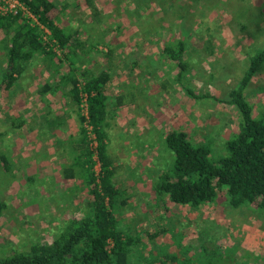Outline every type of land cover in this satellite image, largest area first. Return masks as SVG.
<instances>
[{
  "label": "rangeland",
  "instance_id": "obj_1",
  "mask_svg": "<svg viewBox=\"0 0 264 264\" xmlns=\"http://www.w3.org/2000/svg\"><path fill=\"white\" fill-rule=\"evenodd\" d=\"M53 1L60 11V27L65 26L84 48L82 52L78 47L76 52L77 78L84 71L97 75L104 68L112 72V77L116 76L108 88L113 92V104L118 94L117 103L122 106L112 109L109 105L111 113L104 128L107 155L113 162V181L120 191L118 219L131 234L142 239L145 247L141 254L175 252L179 258L173 234L181 243L178 248L191 247L189 256H192L198 251L200 233L206 231L208 235H219L215 247L225 257L226 248H234L237 252L230 255L232 258L247 253L248 264H260L259 259L264 258L261 217L247 209L225 207L222 192L216 204L198 210L179 207L167 198L156 199L153 183L166 166H171L173 155L164 143L170 131L185 132L195 144L211 140L214 161L224 154L223 140L237 133L238 114L234 107L210 98L196 101L181 87L186 84L196 94L227 98L239 82L248 59L255 55L254 48L264 44V19L257 23L259 9L261 12L258 6L264 5V0H167L163 6L157 4L158 0L143 1L141 18L134 15L130 0H94L96 16L84 0ZM64 6L68 7L63 9ZM242 8L246 11H240ZM173 36L189 38L196 50L185 53L184 58L192 57L180 85L174 83L178 69L160 55L164 41ZM4 40L0 32V42ZM107 45L113 51L112 64L104 62ZM54 64L68 69L59 61ZM263 87L264 72L252 79L246 91L247 100L255 107L253 116L264 111ZM116 110L118 113H114ZM138 117L140 128L146 131L139 129ZM150 123H154L153 129L145 128ZM99 169V164H95L94 172ZM36 177L33 175L34 179L27 182L21 173H7L0 166V197L8 206L0 217V256L27 249L37 240L51 243L66 221L82 218L89 197L79 181L70 190L71 187L65 189L60 183L61 176L56 188L51 178L37 183ZM63 178L64 184L67 183ZM43 185L45 194L40 190ZM78 187L82 190H77ZM168 229L171 232L157 236Z\"/></svg>",
  "mask_w": 264,
  "mask_h": 264
},
{
  "label": "trees",
  "instance_id": "obj_2",
  "mask_svg": "<svg viewBox=\"0 0 264 264\" xmlns=\"http://www.w3.org/2000/svg\"><path fill=\"white\" fill-rule=\"evenodd\" d=\"M21 1L39 17L40 23L51 32L50 39L55 40L63 53L58 57L52 48L40 39L41 33L36 28L19 24L16 17L0 18V32H3L5 37L8 57V66L3 73L0 89L12 86L13 75L20 74L21 65H26L25 60L36 53L49 59L48 66L52 70L55 69V61L67 64L70 72L67 76H60L58 83L71 86L70 94L77 107L86 154L83 153L79 160L82 162H78L79 172L75 173L69 168L63 177L82 179L89 198L83 206L85 209L82 218L66 221L51 243H42L40 240L31 242L27 249L12 250L9 254L1 255L0 264H248L250 255L247 253L240 258L230 256L237 252L234 248H226V257L219 253L215 247L219 235H208L206 231L200 233L198 251L192 256H189L191 247L178 248L181 243L173 234L171 238L176 242L175 248L181 254L179 258L175 252L171 255L161 254L160 251L157 255L141 254L142 248L145 247L142 239L136 234H131L118 219L120 204H117V199L120 191L113 183V162L107 155L104 127L107 125L108 97L105 86L111 76L107 71H100L97 75L84 71L78 79L73 66L77 61L78 47L82 52L84 48L67 28L57 27L60 11L57 10L56 3L53 0ZM84 1L96 16L98 10L94 0ZM143 1L148 3L150 0H130L134 5V15L139 18L143 16ZM166 2L167 0H158L157 4L163 6L162 3L165 5ZM67 7L64 6L63 9ZM258 7H261V12L259 9L257 23H262L264 5ZM243 10L246 11L243 8L240 11ZM242 28L245 31V27ZM189 41V38L175 39L173 36L164 41L160 51L161 58L164 61L170 60L172 66L178 69L174 83L179 85L189 71L188 59L192 57L190 55L184 58L185 53L191 49L196 51ZM106 48L108 54L105 56L112 64L110 56L113 51L109 45ZM255 49V55L248 59L249 63L239 82L229 91L227 98L218 99L209 94H196L186 84L181 87L188 97L196 101L210 98L234 107L238 114V131L223 140L224 154L215 161L211 157L212 152L215 153L212 151L214 146L211 140L209 143L195 144L183 131L173 130L166 134L164 143L173 158L171 166H166L153 183L156 199L162 201L167 198L176 206L198 210L205 205L216 204L222 192L225 207L232 210L247 209L264 220V111H259L257 116H253L254 104L245 96L252 79L264 72V44ZM162 88L164 89L163 86ZM84 95L87 119L83 116L81 108ZM90 134L94 136L95 146L91 143ZM95 164H99L98 172H94ZM7 207L0 197V217L5 214ZM168 231L171 232V229L161 230L157 236ZM159 255L162 258L158 259ZM259 260L260 264H264V258Z\"/></svg>",
  "mask_w": 264,
  "mask_h": 264
},
{
  "label": "crops",
  "instance_id": "obj_3",
  "mask_svg": "<svg viewBox=\"0 0 264 264\" xmlns=\"http://www.w3.org/2000/svg\"><path fill=\"white\" fill-rule=\"evenodd\" d=\"M56 25L59 29L66 28L65 26L60 27L59 21L56 22ZM5 45V40L0 42V83L8 66ZM48 60L43 58L42 54L32 55L25 60L26 65H21V73L13 75L12 86L0 89V166L7 173H21L26 177L27 182L34 179L32 177L35 175L37 183L51 178L54 186L60 180L62 186L64 185L65 189L71 187L70 190L75 189L76 184L80 183L81 188L86 192L87 189L82 179L62 177L69 168H72L75 173L79 172L78 162L82 154H86V146L81 134L82 127L77 117V107L70 94L71 86L58 83L60 76H67L70 69L67 64V70L60 66L59 69L57 64H54V70H56L54 71L49 67ZM104 62H107L106 56ZM104 62L102 61L101 66ZM102 71L106 72L107 70L104 68ZM107 72L111 76L105 86L108 97V119L111 113L109 105L113 109V106L117 105L120 108L122 104L117 103L120 99L118 94H115L116 104H113L115 100L111 97L113 92L108 88V84H112V78L114 79L116 76L112 77V72ZM35 97H38V101L35 100ZM147 108L149 107L143 109L147 110ZM114 113H118L117 110ZM150 118L152 117L150 116ZM137 119L139 129L146 131V129L140 128L142 127L141 117ZM116 123L119 124L117 119ZM145 126L147 129H153L154 123L145 124ZM142 133L140 132L139 135H143ZM83 160H85V156ZM113 169H115L114 166ZM58 177H60L59 180ZM62 178L67 183L64 184ZM113 183L115 184V181ZM81 188L78 187L77 190H82ZM40 190L45 194L44 185Z\"/></svg>",
  "mask_w": 264,
  "mask_h": 264
},
{
  "label": "built area",
  "instance_id": "obj_4",
  "mask_svg": "<svg viewBox=\"0 0 264 264\" xmlns=\"http://www.w3.org/2000/svg\"><path fill=\"white\" fill-rule=\"evenodd\" d=\"M4 17H16L19 24H27L31 28H36L40 33V39L48 44L50 48L55 52L57 56L62 55L63 51L55 42L51 40V32L40 23L39 17L34 15L21 0H0V18ZM82 114L87 119V105L85 95L82 99ZM91 139L94 140V136L91 135ZM95 146V142L93 143Z\"/></svg>",
  "mask_w": 264,
  "mask_h": 264
}]
</instances>
